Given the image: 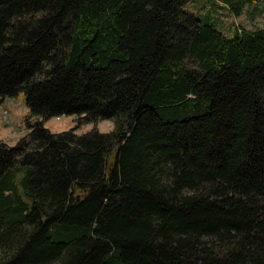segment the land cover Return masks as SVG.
Listing matches in <instances>:
<instances>
[{
    "label": "trees",
    "instance_id": "trees-1",
    "mask_svg": "<svg viewBox=\"0 0 264 264\" xmlns=\"http://www.w3.org/2000/svg\"><path fill=\"white\" fill-rule=\"evenodd\" d=\"M189 1L0 0V264H264V27Z\"/></svg>",
    "mask_w": 264,
    "mask_h": 264
},
{
    "label": "rangeland",
    "instance_id": "rangeland-1",
    "mask_svg": "<svg viewBox=\"0 0 264 264\" xmlns=\"http://www.w3.org/2000/svg\"><path fill=\"white\" fill-rule=\"evenodd\" d=\"M202 4L205 8L201 12L207 10L217 18L219 26L229 33L234 26L254 29L256 27H264V0H260L255 6L257 9L253 10L254 5H248L244 12L235 17L231 15L226 7L218 0H190L186 7L190 10H198ZM210 6V7H209ZM212 8V9H208ZM262 9V11H258ZM29 112L28 106L24 100V94L19 91L13 96H6L0 102V140L10 145L15 144L19 137L25 132V116ZM35 120V118H33ZM77 125V127H76ZM112 121L109 119L99 120L97 122L80 121L76 115H64L59 117H51L44 121L51 132L67 131L76 127V133H83L97 127L100 131L108 132L112 129Z\"/></svg>",
    "mask_w": 264,
    "mask_h": 264
}]
</instances>
